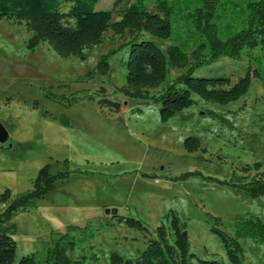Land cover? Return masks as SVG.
<instances>
[{
  "label": "rangeland",
  "instance_id": "obj_1",
  "mask_svg": "<svg viewBox=\"0 0 264 264\" xmlns=\"http://www.w3.org/2000/svg\"><path fill=\"white\" fill-rule=\"evenodd\" d=\"M117 1L121 3L115 7ZM158 1L146 0L147 8L156 11ZM132 3L100 0L97 10L111 11L116 22ZM70 7L64 3L63 12ZM33 37L25 21L0 19V124L13 143L12 149L3 150L14 157L6 165L17 175L15 182L5 183L11 200L0 205V213L34 188L45 166L53 173L65 172L67 161L74 173L34 210L13 219L17 226L13 264L28 255L45 264V246L53 230L66 233L70 226L89 224L95 237L79 243L69 253L72 259L111 264L110 257L117 252L125 260H135L162 225L170 243H175L172 213L185 228L190 253L196 257L192 262L230 264L222 239L213 232L217 229L240 243L243 264H264V241L237 236L240 218L255 216L264 223V197L250 199L223 184L245 176L242 170L247 165L261 163L264 172L263 81L251 75L248 93L227 105L192 94L195 104L190 109L162 123L156 98L175 83L181 70L170 68L159 87L143 92L149 98L127 91L126 62L135 38L129 31L116 34L109 29L100 44L69 57L60 56L47 42L31 49ZM145 38L163 51L180 41L176 35L169 40ZM113 51L109 72L90 78L101 57ZM256 66L247 56L242 62L225 58L195 74L226 76L232 86ZM49 87L64 97L61 104L45 98ZM105 101L118 102L121 108ZM62 115L69 117L70 127L59 122ZM189 137L200 140L198 151L185 149ZM3 146L9 144H0L1 150ZM188 172L199 174L180 178ZM114 209L117 213H112ZM125 218L143 223L147 232L129 228L120 220Z\"/></svg>",
  "mask_w": 264,
  "mask_h": 264
},
{
  "label": "trees",
  "instance_id": "obj_2",
  "mask_svg": "<svg viewBox=\"0 0 264 264\" xmlns=\"http://www.w3.org/2000/svg\"><path fill=\"white\" fill-rule=\"evenodd\" d=\"M100 0H0V19L25 21L27 28L34 34L29 42L31 49L47 42L60 56L80 55L84 50L102 42L104 34L112 29L116 34L129 31L135 38L130 42V52L126 62L127 91L141 92L149 98V89L157 88L167 78L169 69L181 70V74L162 95L156 98L161 103L160 121L169 120L190 109L195 101L192 94L206 102L227 105L240 100L251 86V75L264 82V0H167L157 2L156 11L147 8L146 0H133L130 7L122 11V19L113 22L111 11L97 10ZM71 3L67 12L63 4ZM121 1L115 3L119 6ZM177 27V33L175 32ZM221 34L226 35L223 38ZM149 35L159 40L174 39L180 43L170 45L163 51ZM139 36H142L139 38ZM261 55L254 56V53ZM115 53L101 57L96 68L90 72V78L109 72V59ZM250 57L258 66L248 70L247 74L231 86L226 76H197L196 71L212 66L222 59L242 62ZM229 86V88H225ZM45 89V98L60 103L63 96ZM73 101H75L73 99ZM71 101V102H73ZM117 110L121 104L105 101ZM61 104V103H60ZM64 127H70L66 115L58 118ZM185 149L196 152L201 142L189 137L184 142ZM10 147L3 146V149ZM65 172L53 173L49 165L45 166L35 181L34 188L18 196L0 213V264H13L17 256V242L14 235L17 230L13 219L34 210L37 202L56 191L57 184L67 181L72 175L65 161ZM261 163L243 168L245 176L237 180L224 181L242 196L250 199L264 197V172H260ZM76 173H84L75 171ZM252 172H256L251 176ZM188 172L181 179L197 175ZM179 179L176 177L175 180ZM173 180V178L171 179ZM11 191L0 195V205L8 204ZM129 228L147 232L145 225L131 218L120 219ZM91 224L84 228L70 226L66 233L51 232V239L45 246V264H85L84 260H74L69 253L77 250L79 243L94 239L95 232ZM172 230L175 243H170L164 225L155 230L147 247L139 252L135 260H125L114 252L111 264H224L217 260L192 262L196 257L190 253L185 231L179 217L172 213ZM223 241L230 264H243L241 245L236 239L213 229ZM237 236L264 241V223L255 216L240 218L237 222ZM19 264H37L33 255L24 256Z\"/></svg>",
  "mask_w": 264,
  "mask_h": 264
},
{
  "label": "crops",
  "instance_id": "obj_3",
  "mask_svg": "<svg viewBox=\"0 0 264 264\" xmlns=\"http://www.w3.org/2000/svg\"><path fill=\"white\" fill-rule=\"evenodd\" d=\"M3 150L6 149H0V195L6 190L11 191V189H9V185L5 184L6 182H15V180H17L15 169L6 165L8 161H13L14 157H9Z\"/></svg>",
  "mask_w": 264,
  "mask_h": 264
},
{
  "label": "water",
  "instance_id": "obj_4",
  "mask_svg": "<svg viewBox=\"0 0 264 264\" xmlns=\"http://www.w3.org/2000/svg\"><path fill=\"white\" fill-rule=\"evenodd\" d=\"M9 137H10V134H9L7 128L3 124H0V144H2V145L9 144V147L12 148L13 143L9 142ZM106 213H110V211L107 210ZM112 213H117V210L116 209L112 210ZM183 236L187 240V233L186 232L183 233Z\"/></svg>",
  "mask_w": 264,
  "mask_h": 264
}]
</instances>
